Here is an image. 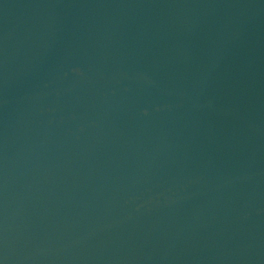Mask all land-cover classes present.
<instances>
[{
  "label": "water",
  "instance_id": "1",
  "mask_svg": "<svg viewBox=\"0 0 264 264\" xmlns=\"http://www.w3.org/2000/svg\"><path fill=\"white\" fill-rule=\"evenodd\" d=\"M0 264H264V0H0Z\"/></svg>",
  "mask_w": 264,
  "mask_h": 264
}]
</instances>
